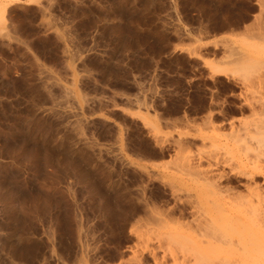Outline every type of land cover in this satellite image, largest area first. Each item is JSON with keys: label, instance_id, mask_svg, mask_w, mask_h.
I'll list each match as a JSON object with an SVG mask.
<instances>
[{"label": "rangeland", "instance_id": "obj_1", "mask_svg": "<svg viewBox=\"0 0 264 264\" xmlns=\"http://www.w3.org/2000/svg\"><path fill=\"white\" fill-rule=\"evenodd\" d=\"M233 229L264 233V0H0V264H249Z\"/></svg>", "mask_w": 264, "mask_h": 264}, {"label": "bare ground", "instance_id": "obj_2", "mask_svg": "<svg viewBox=\"0 0 264 264\" xmlns=\"http://www.w3.org/2000/svg\"><path fill=\"white\" fill-rule=\"evenodd\" d=\"M239 12V11H238ZM126 30V29H125ZM119 71V70H118ZM124 72V71H123ZM116 75V73H115ZM123 75V74H122ZM169 85V84H168ZM179 95V94H178ZM186 104V103H185ZM244 226V225H243ZM247 226H245L246 228ZM254 227V226H253ZM263 227V226H262ZM245 228H243L240 232H242L243 230H245ZM232 229V228H231ZM230 229V230H231ZM247 229V228H246ZM260 229V228H259ZM263 229V228H262ZM260 229V230H262ZM229 230V231H230ZM234 230V229H233ZM249 232L251 231L250 229H248ZM232 232V231H230ZM235 232V230H234ZM247 232V231H246ZM236 233V232H235ZM234 233V234H235ZM248 233V232H247ZM253 235L250 234L247 235V237H241L239 236L238 233H236L238 236H231L230 241L232 239L231 242L232 243L235 241H237V246L239 245L240 250L242 252L241 258L245 261V263H249V264H264V233L263 232H258L256 234H254L253 232H250ZM228 234V233H227ZM230 234V233H229ZM235 234V235H236ZM249 234V233H248ZM223 235V234H221ZM249 236V237H248ZM227 237V236H226ZM225 239V238H224ZM229 239V237H228ZM235 244V243H232ZM253 250H256V252H253ZM238 251V250H237ZM238 252V253H241ZM235 253V252H234ZM239 255V254H238ZM241 260V259H240ZM235 262V261H234ZM242 263L244 264V262L242 261Z\"/></svg>", "mask_w": 264, "mask_h": 264}]
</instances>
